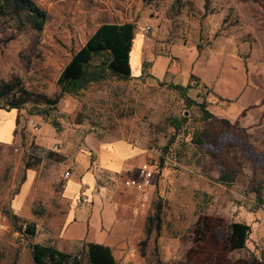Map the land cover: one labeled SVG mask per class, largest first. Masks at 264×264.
I'll return each instance as SVG.
<instances>
[{"label": "rangeland", "instance_id": "1", "mask_svg": "<svg viewBox=\"0 0 264 264\" xmlns=\"http://www.w3.org/2000/svg\"><path fill=\"white\" fill-rule=\"evenodd\" d=\"M36 2L47 12L40 32L0 16V84L11 83L9 99L21 90L30 97L13 110L15 138L0 143V264H33L34 243L52 244L89 264L85 242H61L69 213L64 172L74 170L72 178L82 172V164L76 168L81 157L95 172L91 145L115 140L139 148L140 164L154 171L144 206L141 193L122 184L129 172L110 183L124 199L118 218L125 234L109 231L117 264L264 259V0ZM123 21L135 24L130 76L108 71L43 111L60 92L57 78L72 54L101 23ZM190 73L198 80L185 93L203 103L210 118L169 87L186 85ZM9 128L4 123L0 135ZM223 172L232 180L221 181ZM200 215L220 226L197 255L193 228ZM233 221L247 223L250 232L245 247L230 252L223 235ZM25 222L34 223V235L24 231Z\"/></svg>", "mask_w": 264, "mask_h": 264}, {"label": "trees", "instance_id": "2", "mask_svg": "<svg viewBox=\"0 0 264 264\" xmlns=\"http://www.w3.org/2000/svg\"><path fill=\"white\" fill-rule=\"evenodd\" d=\"M4 15L16 17L23 24L27 22L29 28L37 32L43 29L47 21L46 10L36 0H0V16ZM134 30L135 24L133 22L101 23L63 66L57 78L60 92L55 98L47 99L44 102L43 111L46 110V107L53 108L63 93L79 94L90 82L103 79L108 71L119 78H128L132 67L129 53L135 39ZM95 59H99V61L94 63ZM193 79L198 80V77L190 73L186 85L171 82L169 87L181 92L188 105L197 104L204 111L205 117L210 118L213 115L205 109L204 104L196 103L185 93L187 88L192 86ZM11 90V83L3 82L0 84V98L6 96L4 104H7V109H20L30 99L28 91L21 90L17 99H9L8 95ZM3 107L0 106V108ZM16 122L18 123V118ZM224 122L229 124L225 119ZM51 124L58 130L59 123L55 119H52ZM219 179L223 182L232 180L228 172H223ZM214 220L210 215H200L197 218L193 228L196 245L195 254H199V251L196 250L205 245L209 233L220 226ZM24 231L29 235H34V223L25 222ZM149 232L150 229H147L146 234L148 235ZM249 232L250 226L245 222L233 221L229 223L223 235L224 246L230 252L244 248ZM144 242L145 240L142 241V243ZM85 248L89 264H117L110 246L102 243L85 242ZM31 250L33 264H83L77 254L63 251L52 244L34 243ZM207 254V252L204 253V256L209 258ZM241 263L264 264V259L251 257L242 260ZM229 264L238 263L234 261Z\"/></svg>", "mask_w": 264, "mask_h": 264}, {"label": "crops", "instance_id": "3", "mask_svg": "<svg viewBox=\"0 0 264 264\" xmlns=\"http://www.w3.org/2000/svg\"><path fill=\"white\" fill-rule=\"evenodd\" d=\"M124 22L130 21L111 23ZM14 109L0 108V127L6 122H10V128L6 132L5 129H1L0 143L2 144L11 143L15 138L18 111L16 110L14 113ZM257 123L260 122L257 121ZM45 127L47 131H50V126L47 123ZM90 148L96 157L95 172L87 170L86 159L81 157V162L76 168L82 164L83 171L72 178L74 170L67 169L70 172L69 176L64 177L63 195L66 202L69 203V213L65 217L61 242L66 246L67 243L79 241L95 242L108 245L111 248L113 236L109 234V231L114 229L116 237L125 234V231L122 228V221L118 218V206L123 203L124 199L116 196L110 183L114 181V175L125 172H129L128 175L131 176L136 175V167L140 165L142 157L139 148L124 140L102 142L91 145ZM128 168H130L129 171ZM83 198H86V201H83Z\"/></svg>", "mask_w": 264, "mask_h": 264}, {"label": "built area", "instance_id": "4", "mask_svg": "<svg viewBox=\"0 0 264 264\" xmlns=\"http://www.w3.org/2000/svg\"><path fill=\"white\" fill-rule=\"evenodd\" d=\"M32 130L37 131L39 126L36 123L30 124ZM130 168H128V171ZM69 171L64 172V177L69 176ZM154 171L149 169V166L146 163H142L136 167V175H125L121 177L122 184L125 187L132 189H137L141 193V205L144 206L145 202L148 200L149 195L146 192V188L152 185ZM117 177V175H114ZM86 201V198L82 199Z\"/></svg>", "mask_w": 264, "mask_h": 264}]
</instances>
